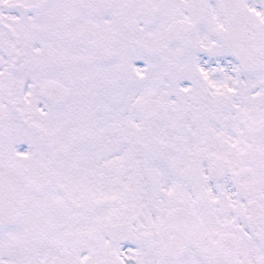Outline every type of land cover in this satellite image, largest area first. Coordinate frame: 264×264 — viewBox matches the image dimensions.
I'll return each instance as SVG.
<instances>
[{
  "label": "snow or ice",
  "instance_id": "1",
  "mask_svg": "<svg viewBox=\"0 0 264 264\" xmlns=\"http://www.w3.org/2000/svg\"><path fill=\"white\" fill-rule=\"evenodd\" d=\"M0 264H264V0H0Z\"/></svg>",
  "mask_w": 264,
  "mask_h": 264
}]
</instances>
